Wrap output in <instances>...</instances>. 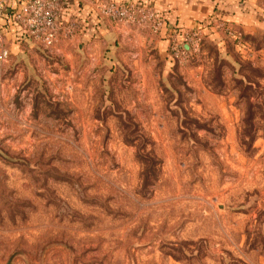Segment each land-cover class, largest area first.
Instances as JSON below:
<instances>
[{
	"label": "rangeland",
	"instance_id": "rangeland-1",
	"mask_svg": "<svg viewBox=\"0 0 264 264\" xmlns=\"http://www.w3.org/2000/svg\"><path fill=\"white\" fill-rule=\"evenodd\" d=\"M246 2L215 37L169 34L144 97L0 82V264H264V0Z\"/></svg>",
	"mask_w": 264,
	"mask_h": 264
},
{
	"label": "crops",
	"instance_id": "crops-1",
	"mask_svg": "<svg viewBox=\"0 0 264 264\" xmlns=\"http://www.w3.org/2000/svg\"><path fill=\"white\" fill-rule=\"evenodd\" d=\"M7 1L0 19V50H6L8 56L0 67V82L15 88L38 79L54 84L58 78L61 85L72 83L76 88L87 83L104 87L118 83L124 85L125 91L134 90V86L141 88L144 97L149 93V84H158L171 67L166 54L169 34L202 30L215 37L217 22L243 23V4L247 0H110L153 6L158 17L165 20L158 35L144 26L124 27L108 22L89 0H66L60 17L65 29L49 53L25 40L13 21L14 13L27 0ZM223 44L218 49L225 52ZM90 90L94 89L85 90L86 96Z\"/></svg>",
	"mask_w": 264,
	"mask_h": 264
},
{
	"label": "built area",
	"instance_id": "built-area-1",
	"mask_svg": "<svg viewBox=\"0 0 264 264\" xmlns=\"http://www.w3.org/2000/svg\"><path fill=\"white\" fill-rule=\"evenodd\" d=\"M97 14L111 23L124 27L152 26L156 32L161 19L150 6L134 3H115L110 0H89ZM7 1L0 2V19L6 12ZM66 0H27L20 11L14 13L13 21L25 40L35 41L45 49H52L64 32L60 17L66 9ZM150 11V12H149ZM3 36L0 31V44ZM8 52L0 50V64L7 59Z\"/></svg>",
	"mask_w": 264,
	"mask_h": 264
},
{
	"label": "water",
	"instance_id": "water-1",
	"mask_svg": "<svg viewBox=\"0 0 264 264\" xmlns=\"http://www.w3.org/2000/svg\"><path fill=\"white\" fill-rule=\"evenodd\" d=\"M10 263H11V261L8 262V264H10Z\"/></svg>",
	"mask_w": 264,
	"mask_h": 264
}]
</instances>
